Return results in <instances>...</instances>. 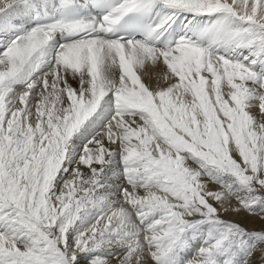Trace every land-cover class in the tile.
<instances>
[{"label": "snow or ice", "instance_id": "6c2138e0", "mask_svg": "<svg viewBox=\"0 0 264 264\" xmlns=\"http://www.w3.org/2000/svg\"><path fill=\"white\" fill-rule=\"evenodd\" d=\"M0 264H264V0H0Z\"/></svg>", "mask_w": 264, "mask_h": 264}, {"label": "rangeland", "instance_id": "374dc122", "mask_svg": "<svg viewBox=\"0 0 264 264\" xmlns=\"http://www.w3.org/2000/svg\"><path fill=\"white\" fill-rule=\"evenodd\" d=\"M226 218L239 219L247 227L259 226V221L255 220L254 218H245L243 216V214H241V216H239V217H236V216H227Z\"/></svg>", "mask_w": 264, "mask_h": 264}]
</instances>
